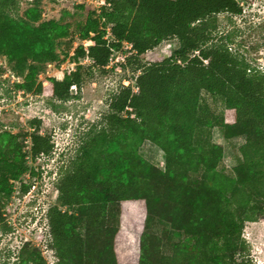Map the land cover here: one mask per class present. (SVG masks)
<instances>
[{
    "label": "trees",
    "instance_id": "16d2710c",
    "mask_svg": "<svg viewBox=\"0 0 264 264\" xmlns=\"http://www.w3.org/2000/svg\"><path fill=\"white\" fill-rule=\"evenodd\" d=\"M103 1L80 30L91 44L77 47L76 69L50 77L51 94L68 100L96 69L106 71L125 43L132 54L122 65L135 63L136 88L111 95L101 124L84 133L57 180L47 211L57 264H251L243 234L247 222L264 219V71L237 40L240 29L220 16L231 23L253 0ZM19 9V0H0V56L23 77L18 86L41 94L39 74L60 61L58 47L71 28L43 21L39 1L24 15ZM166 40L177 43L171 54L141 60ZM86 57L91 65L81 63ZM209 99L220 100L223 111ZM30 125L33 132L0 131V221L16 183L37 173L29 158L55 150L42 120ZM216 127L226 139L245 137L242 160L231 169L213 140ZM146 140L164 151V169L142 153ZM31 186L23 184V192ZM13 264L47 261L26 244Z\"/></svg>",
    "mask_w": 264,
    "mask_h": 264
},
{
    "label": "rangeland",
    "instance_id": "374dc122",
    "mask_svg": "<svg viewBox=\"0 0 264 264\" xmlns=\"http://www.w3.org/2000/svg\"><path fill=\"white\" fill-rule=\"evenodd\" d=\"M19 14L39 1L42 8V20H55L68 23L71 37L60 42L58 52L60 61L47 63L39 74V81L44 85L41 94L23 90L17 84L23 77L13 71L12 64L6 56H0V131L13 133L33 132L30 120H42L41 133L52 134L55 150L49 156L37 160L29 158L30 165L37 172L24 174L16 183V191L4 201V221H0V264H13L18 260L26 244L39 248L47 264H57V257L50 249L47 211L57 200V180L70 159L81 145L84 133L93 125L101 124L108 110V100L122 86L136 88L134 66L123 67L127 57L132 54L131 45L125 43L123 49L115 52L106 71L95 70L81 89L72 88L68 100L56 99L50 91V77L62 79L67 70L76 69V49L81 44L88 47L90 40L80 38V30L91 11L100 12L103 0H19ZM244 3V14L235 16L228 23L224 16L220 19L240 29L237 40H243V49L254 66L264 71V0H253ZM108 38L111 32L108 28ZM177 45L176 41L166 40L154 50L142 56L141 60L160 59L171 54ZM81 63L91 65L86 57ZM219 112L224 104L220 100H210ZM213 140L224 147V166L231 169L242 160L240 146L245 142L244 136L226 139L220 128L213 129ZM27 151L30 156L31 139L27 138ZM144 156L161 168H165V153L153 142L146 140L141 148ZM231 171V170H230ZM23 184H32L31 189L23 192ZM163 226L157 225L161 233ZM243 236L249 243L251 264H264V219L246 223ZM184 235L175 234V240H182Z\"/></svg>",
    "mask_w": 264,
    "mask_h": 264
},
{
    "label": "crops",
    "instance_id": "0c3cea01",
    "mask_svg": "<svg viewBox=\"0 0 264 264\" xmlns=\"http://www.w3.org/2000/svg\"><path fill=\"white\" fill-rule=\"evenodd\" d=\"M216 128H219V127H216Z\"/></svg>",
    "mask_w": 264,
    "mask_h": 264
},
{
    "label": "built area",
    "instance_id": "2783aa9c",
    "mask_svg": "<svg viewBox=\"0 0 264 264\" xmlns=\"http://www.w3.org/2000/svg\"><path fill=\"white\" fill-rule=\"evenodd\" d=\"M75 87V86H74Z\"/></svg>",
    "mask_w": 264,
    "mask_h": 264
}]
</instances>
